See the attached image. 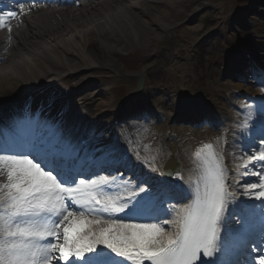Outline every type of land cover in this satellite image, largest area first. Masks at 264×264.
<instances>
[{
	"label": "bare ground",
	"instance_id": "bare-ground-1",
	"mask_svg": "<svg viewBox=\"0 0 264 264\" xmlns=\"http://www.w3.org/2000/svg\"><path fill=\"white\" fill-rule=\"evenodd\" d=\"M194 3L197 0H78L72 4L66 0H26L23 13L19 12L18 5L5 6L7 11H17V16L0 27V116L3 119L0 143H12L14 132H21L25 127L32 129L34 138H51L54 132L66 133L68 125H75L79 119L82 123L78 130L83 131L86 110L77 113L85 103L80 107L69 106V96L75 94L69 92H80L83 87L84 92H108L107 87L98 84L103 79L98 81L91 76L92 70L105 71L109 67L116 72V77L124 80L129 74L142 72L152 83L153 88L148 92L160 90V83L164 81L166 86L169 79H174L180 89L159 97L150 94V105L147 102L143 107L142 103L131 109L128 106L118 114L119 126L123 127L120 130L125 131L127 142L132 137L137 140L150 134L156 136L154 148L145 149L142 140L137 143L144 157H155L160 172L152 174L133 157L137 168L148 176L165 180L161 175L164 173L162 164L168 159L175 160L184 180L175 176L172 180L181 186L180 196L186 197V182L195 175L193 152L201 143L215 145V138L223 135L226 142L222 140L216 145L217 150L224 153L230 183L236 180L234 165L240 161L234 157L241 149L236 143L249 131L243 132L237 127L246 114L234 110L227 91L228 87H233L251 93L255 85L249 82L230 85L223 93L216 90L217 76L222 71L219 64L229 63L223 59L221 49L227 41L240 50L247 49L254 40L246 37L245 41H240L238 36L253 32L255 26L264 39V18L251 22L255 18L250 19L247 13L242 17L241 5L232 6V13L223 15V8L213 5L208 7L211 12H198L194 18L185 20ZM253 5L248 14L253 11ZM172 31H175L174 36ZM262 46L253 48L251 57L264 72ZM127 60L136 62L137 68L126 70L124 61ZM166 96L170 98V106L158 103ZM234 97L230 95L229 100L233 101ZM81 99L85 97L81 96L78 101ZM11 108L13 114L9 112ZM184 108H191L194 114L182 117L178 111ZM259 109L254 106L252 116L258 118ZM126 112L136 115V120L124 121ZM145 115L148 119L143 118ZM256 118L252 120L257 121ZM187 122L197 124V129L186 127ZM208 123L218 128L217 134L203 127ZM173 133H177V138L167 141ZM67 142L79 147L75 137ZM119 151L115 147L107 152L117 154ZM245 180L247 177L241 183L247 182ZM236 194L242 197L240 191ZM175 199L180 204L188 202L184 198ZM164 204H167L165 200Z\"/></svg>",
	"mask_w": 264,
	"mask_h": 264
},
{
	"label": "snow or ice",
	"instance_id": "snow-or-ice-1",
	"mask_svg": "<svg viewBox=\"0 0 264 264\" xmlns=\"http://www.w3.org/2000/svg\"><path fill=\"white\" fill-rule=\"evenodd\" d=\"M25 2L13 0L21 13ZM16 16L0 8V27ZM258 82L264 84V72ZM158 103L170 106V98ZM242 107L248 114L237 127L253 134L234 157L240 161L234 165L237 179L230 183L216 146L226 138L217 136L215 145L201 143L193 152L195 175L186 182V197L125 156L112 163L134 179L95 175L62 139L34 138L30 127L14 132L12 143H0V264H264V102L257 121L252 104ZM133 155L160 172L155 157H142L139 150ZM161 175L184 180L175 169ZM244 177L256 181L241 183ZM121 185L127 195L120 194ZM237 191L248 199H239ZM172 198L188 202L165 208L164 200ZM234 252L243 260L233 259Z\"/></svg>",
	"mask_w": 264,
	"mask_h": 264
},
{
	"label": "rangeland",
	"instance_id": "rangeland-1",
	"mask_svg": "<svg viewBox=\"0 0 264 264\" xmlns=\"http://www.w3.org/2000/svg\"><path fill=\"white\" fill-rule=\"evenodd\" d=\"M246 1L247 0H197V3H194L193 8H192L194 12L193 11L188 12V14H186L184 19L187 20V18H192V17L194 18L195 10L199 11L202 8L207 9L206 7H209L210 5H215V6L217 5L219 7H222L224 15L229 14L232 11V6H237V5H241L240 8H239L240 11H243L244 13H246L249 10V8H250L249 3L246 2ZM261 1L259 0L256 3H254L256 6L251 4V5L254 6L253 7V11H255V12H253L251 14L254 17L256 16L255 17L256 19L257 18H259V19H263L264 18V15H260V14H264V0H261ZM200 4H202V5L200 6ZM207 11H211V10L207 9ZM252 16H250V18ZM251 34L255 35L254 32H252ZM241 38H243V37H241ZM230 47H232V46L229 45V48ZM225 48L222 49V54H226L227 53V55H228V53H230L227 56L228 58H225V59L232 60L233 59L232 57H235V60H238L240 57H243V56H240V53L236 52V50L231 51L232 48H230V49H225ZM243 60H244L245 67H239L236 64V61L233 62L232 64H223V65H221V68L224 69V71L231 73L230 75H232V78H231V76H230V78L232 80L227 79L226 75L221 76L220 80L223 81V82H227V80H230L231 84H234L237 81L240 82V80H241L240 77H246L248 80L251 79L249 77V70H248V68H246V67L249 66L248 62H251V61L246 56L243 57ZM127 67H128V69H134V68H136V64L132 62V65H127ZM257 74H259V73H257ZM168 82H169V84L171 86L170 88L171 89H175L176 82H174L173 79H169ZM121 84H122V81H113L112 83H108L107 85L112 87L114 85H121ZM118 91H120V92H118ZM153 93L158 94V92H153ZM146 94H147V92H145V94H143V95H142V93H140L139 95L143 96V98L145 100H147ZM87 96H88V100H90V98L92 99V101H90V102L97 108L100 107L101 103L104 102L105 100L110 99V101L113 102V105H111L110 107L106 105V107L103 108L104 113L107 111L105 113V119L107 120L108 125H109V122L111 121L110 120L111 116H109V115L112 114V112L114 111L115 107L120 106L119 104H121L122 102L126 103V100H128V101L133 100V99H128V98L126 99L127 96H126V92L124 90V87L117 88L116 92H107L103 96H98V95L96 96L95 92H87ZM249 178L252 179L253 182L256 181L255 177H249Z\"/></svg>",
	"mask_w": 264,
	"mask_h": 264
}]
</instances>
